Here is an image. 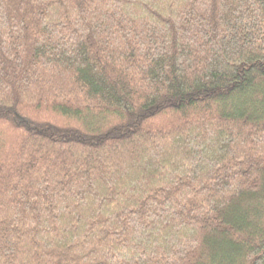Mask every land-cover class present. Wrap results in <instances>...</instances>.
<instances>
[{"label":"trees","instance_id":"1","mask_svg":"<svg viewBox=\"0 0 264 264\" xmlns=\"http://www.w3.org/2000/svg\"><path fill=\"white\" fill-rule=\"evenodd\" d=\"M0 264H264V0H0Z\"/></svg>","mask_w":264,"mask_h":264}]
</instances>
